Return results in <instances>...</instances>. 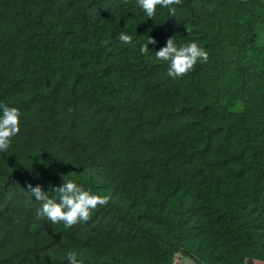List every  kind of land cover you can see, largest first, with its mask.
Instances as JSON below:
<instances>
[{
	"label": "trees",
	"instance_id": "obj_1",
	"mask_svg": "<svg viewBox=\"0 0 264 264\" xmlns=\"http://www.w3.org/2000/svg\"><path fill=\"white\" fill-rule=\"evenodd\" d=\"M175 7L0 0V103L20 111L0 152V264H264V0ZM169 37L208 62L169 77ZM67 179L110 197L68 229L29 189L58 201Z\"/></svg>",
	"mask_w": 264,
	"mask_h": 264
},
{
	"label": "clouds",
	"instance_id": "obj_2",
	"mask_svg": "<svg viewBox=\"0 0 264 264\" xmlns=\"http://www.w3.org/2000/svg\"><path fill=\"white\" fill-rule=\"evenodd\" d=\"M136 2L147 18L152 19L157 6L167 8L168 16L174 17L175 6L180 5L182 0H136ZM118 39L123 44L130 45L133 36L121 32ZM155 43L154 38L147 37V42L140 46V53H149L148 44L154 45ZM155 58L158 61L168 62L167 75L176 79L193 71L197 62L207 63L209 55L196 42L177 47L174 38L169 37L165 46L155 51ZM19 118L20 111L17 108L0 103V152H6L12 143V138L19 134ZM29 189L35 200L40 202V207L36 209L37 217L47 218L53 224L63 223L66 229L78 223L88 222L94 211L99 207L107 206L110 201L109 196L91 194L71 179L65 180L60 187L54 189L59 193L58 201L50 198L47 192L42 191L40 185L36 187L29 185ZM67 260L69 264H82L74 251L67 253Z\"/></svg>",
	"mask_w": 264,
	"mask_h": 264
}]
</instances>
